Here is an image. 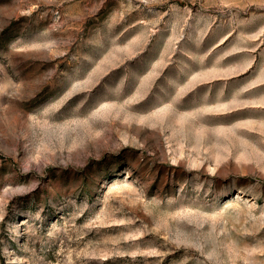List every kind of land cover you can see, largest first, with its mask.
<instances>
[{
	"label": "rangeland",
	"instance_id": "obj_1",
	"mask_svg": "<svg viewBox=\"0 0 264 264\" xmlns=\"http://www.w3.org/2000/svg\"><path fill=\"white\" fill-rule=\"evenodd\" d=\"M0 264H264V0H0Z\"/></svg>",
	"mask_w": 264,
	"mask_h": 264
},
{
	"label": "bare ground",
	"instance_id": "obj_2",
	"mask_svg": "<svg viewBox=\"0 0 264 264\" xmlns=\"http://www.w3.org/2000/svg\"><path fill=\"white\" fill-rule=\"evenodd\" d=\"M122 116H124V115H122ZM159 119H160V118H159ZM159 121H160V120H159ZM161 122H162V121H161ZM161 122H160V123H161ZM158 123H159V122H158ZM160 125H161V124H160Z\"/></svg>",
	"mask_w": 264,
	"mask_h": 264
}]
</instances>
